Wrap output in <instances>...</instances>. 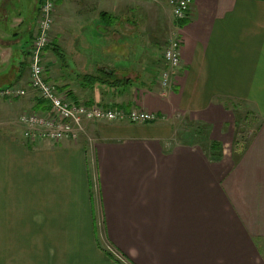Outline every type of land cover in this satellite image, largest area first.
<instances>
[{
  "label": "crops",
  "instance_id": "obj_1",
  "mask_svg": "<svg viewBox=\"0 0 264 264\" xmlns=\"http://www.w3.org/2000/svg\"><path fill=\"white\" fill-rule=\"evenodd\" d=\"M41 2L24 15L23 0H0V87L28 90L0 99V264H123L109 246L130 264H264V0H193L181 20L170 0H55L46 77L77 101L158 118L26 141L21 114L48 112L29 82ZM173 38L181 61L163 89ZM121 49L135 53L116 82ZM235 103L255 133L213 161L206 147L224 141Z\"/></svg>",
  "mask_w": 264,
  "mask_h": 264
},
{
  "label": "built area",
  "instance_id": "obj_2",
  "mask_svg": "<svg viewBox=\"0 0 264 264\" xmlns=\"http://www.w3.org/2000/svg\"><path fill=\"white\" fill-rule=\"evenodd\" d=\"M170 4L174 17L181 20L190 14L193 0H170ZM55 5V0H42L36 33L29 50L30 86L36 92L37 97L44 101L48 112H30L28 110L20 116L25 140L77 139L85 131V123L93 121L127 120L134 124L154 122L158 118L157 115L147 110L77 101L46 77L44 58L46 48L51 44ZM180 51L181 41L179 39L173 38L167 42L163 52L165 67L159 78L163 89L171 86L173 72L180 66ZM27 93L28 90L19 84L0 87V99H17L26 96ZM108 250L118 261L128 264L110 246Z\"/></svg>",
  "mask_w": 264,
  "mask_h": 264
},
{
  "label": "rangeland",
  "instance_id": "obj_3",
  "mask_svg": "<svg viewBox=\"0 0 264 264\" xmlns=\"http://www.w3.org/2000/svg\"><path fill=\"white\" fill-rule=\"evenodd\" d=\"M164 2H166V4L167 3L169 4V0H164ZM27 10L29 11V7L26 3V0H23V14L24 15L26 13H28ZM132 39H133V41L131 40L129 42L131 44H135V39L134 38H132ZM121 51H122V49H121ZM134 53H135L134 51H130V53H129V51H124V50L122 52L118 53V56H117L118 61H117V65L115 68L116 71L117 70L118 71H117V75H114L112 77V79H114L116 81H122L120 79V75H126L127 71H129L131 69L130 64L133 63ZM130 54H131V56H129ZM125 65H127L126 68H125ZM103 75H105V74H103ZM135 83H136V81H135ZM123 86H124V84L119 83L116 86H113V88L111 90H112V92H114L116 88H119V87L122 88ZM102 94H104V93H102ZM99 95H100V93L97 94V96H99ZM101 101H103V100H101ZM98 103H100V102H98ZM234 105H235V107H237V110L232 109L230 106L229 107L231 110H233L232 111L233 116H236L235 124H229V125L227 124V125H224V127L222 128L221 132H222L223 137H225L224 141L221 143L218 142L217 143L218 147H215V148H210L209 146L206 147V150H205V151H207L206 154L213 161H219V162L221 160L232 161V160L236 159L238 153L243 149L246 142L255 133V128H256V125L258 122L256 119V116H254L251 112L246 111L244 105L239 104V103L238 104L235 103ZM26 111H28V110H26ZM30 112H32V111L30 110ZM198 128H200V127H198ZM201 131H203V132L198 134L200 136L199 137L197 136V139H199L200 141L209 142L208 141V139H209L208 133L209 132L205 131L204 129H201ZM260 245H261V249L263 250V253H264V242H261ZM117 255L120 256V258L122 260H124L126 263L130 264L127 261V259L120 252H117Z\"/></svg>",
  "mask_w": 264,
  "mask_h": 264
},
{
  "label": "trees",
  "instance_id": "obj_4",
  "mask_svg": "<svg viewBox=\"0 0 264 264\" xmlns=\"http://www.w3.org/2000/svg\"><path fill=\"white\" fill-rule=\"evenodd\" d=\"M46 50H47V48H46ZM103 74H105V75H103ZM107 77H108L107 73L102 72L99 77L92 76V77H90V80H92L93 83H95L96 81L105 82L106 81L105 78H107ZM42 103L44 104V102H42ZM215 147H218V144L212 143V145L210 146V148H215Z\"/></svg>",
  "mask_w": 264,
  "mask_h": 264
},
{
  "label": "bare ground",
  "instance_id": "obj_5",
  "mask_svg": "<svg viewBox=\"0 0 264 264\" xmlns=\"http://www.w3.org/2000/svg\"><path fill=\"white\" fill-rule=\"evenodd\" d=\"M50 45H51V44H50ZM50 45H49V46H50Z\"/></svg>",
  "mask_w": 264,
  "mask_h": 264
}]
</instances>
